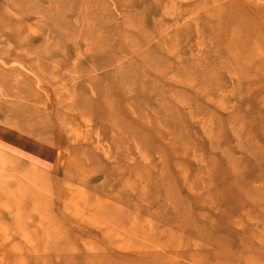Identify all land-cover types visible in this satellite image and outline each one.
Listing matches in <instances>:
<instances>
[{"label":"rangeland","instance_id":"374dc122","mask_svg":"<svg viewBox=\"0 0 264 264\" xmlns=\"http://www.w3.org/2000/svg\"><path fill=\"white\" fill-rule=\"evenodd\" d=\"M0 264H264V0H0Z\"/></svg>","mask_w":264,"mask_h":264}]
</instances>
